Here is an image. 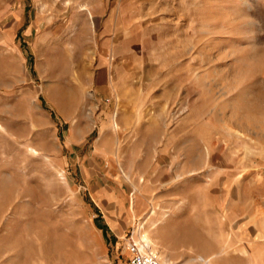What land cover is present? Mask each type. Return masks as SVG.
Returning a JSON list of instances; mask_svg holds the SVG:
<instances>
[{"label":"rangeland","instance_id":"obj_1","mask_svg":"<svg viewBox=\"0 0 264 264\" xmlns=\"http://www.w3.org/2000/svg\"><path fill=\"white\" fill-rule=\"evenodd\" d=\"M264 264V0H0V264Z\"/></svg>","mask_w":264,"mask_h":264},{"label":"built area","instance_id":"obj_2","mask_svg":"<svg viewBox=\"0 0 264 264\" xmlns=\"http://www.w3.org/2000/svg\"><path fill=\"white\" fill-rule=\"evenodd\" d=\"M130 254V264H163L153 252L151 243L132 233L126 241Z\"/></svg>","mask_w":264,"mask_h":264}]
</instances>
